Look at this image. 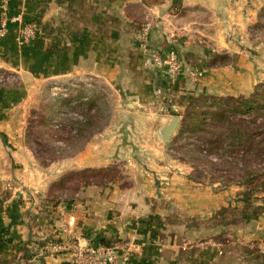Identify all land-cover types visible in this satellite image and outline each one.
<instances>
[{
  "label": "crops",
  "instance_id": "obj_1",
  "mask_svg": "<svg viewBox=\"0 0 264 264\" xmlns=\"http://www.w3.org/2000/svg\"><path fill=\"white\" fill-rule=\"evenodd\" d=\"M217 2L9 0L8 18L21 15L38 35L18 48L17 26L9 23L0 40V72L20 78L18 86L0 87V264H69L47 248L67 237L115 245L129 253L130 264H264V198L193 183L161 135L200 94L252 90L253 66L243 55L233 65L206 68L200 80L191 76L210 55L205 34L213 54L230 43L216 25ZM206 13L216 18L208 31ZM144 22L151 26L147 54L133 40ZM155 51L177 53L175 82L153 66ZM70 78L115 81L122 113L72 155L41 165L26 133L29 101L37 82L50 92ZM119 165L127 184L50 197L51 185L67 173Z\"/></svg>",
  "mask_w": 264,
  "mask_h": 264
},
{
  "label": "rangeland",
  "instance_id": "obj_2",
  "mask_svg": "<svg viewBox=\"0 0 264 264\" xmlns=\"http://www.w3.org/2000/svg\"><path fill=\"white\" fill-rule=\"evenodd\" d=\"M218 1L220 10L217 21L216 18L213 19L212 13H206L202 22L208 31L209 24L216 21V25L225 35V40L230 43L228 48L223 49L226 52L219 50V53L213 54L210 48L212 45H206L210 39L209 35L205 34L206 37L203 38L207 41L203 42L204 48L209 50L210 55L202 64L201 69L205 71L206 68L212 66L233 65L236 61V54L248 58L250 65L253 66L250 78L253 86L251 92L244 97L250 100L248 102H252L253 108L248 111L240 107V111L230 113V109L236 104L228 103V106L221 105L219 109L220 111L226 110L225 116L234 123L244 122V126L248 127L245 128L248 133L251 134L253 131L250 129H254L253 140L261 143V150L252 149L249 152L248 148L236 146L228 150L232 151L231 154L225 151L226 147L219 149L217 155H208L204 151H207L208 146L198 143L200 134L192 133L193 127L200 119L198 116L200 113L218 111L217 106L210 108L209 105L221 103L222 99L229 101L227 99L229 97L216 98L204 94L193 98L186 110L177 115L181 116L178 117L180 122L177 130L171 135L172 138L164 149H168L176 160L188 165L190 172L187 171L185 175L193 183H201L218 192L240 189L245 193L264 198V112L257 111V107L264 103V0ZM144 23L148 24V22ZM144 23L142 24L145 25ZM136 26L133 40L141 45L139 47L143 50L142 53L147 54L149 48L144 46L146 41L141 44L134 36L142 25L137 24ZM217 56L219 59L216 61ZM19 83L20 78L16 74L0 72V87L18 86ZM35 86L36 90L29 101L26 133L41 165H47L60 156L72 155L85 144L86 138L93 132H102L111 120L114 124L119 122L122 110L115 81L107 83L101 78L91 80L70 78L64 82L62 87L53 84L49 88L50 92L47 91L48 86L42 82H37ZM208 101L210 104L206 103ZM78 121H85V123L79 124ZM207 122H209L208 118ZM222 124L223 122H210L205 127L207 135L212 136L210 133L219 131L224 134L217 133V137L214 138L223 137L222 140H224L225 136L230 135L231 132H228V129L223 130ZM190 144L194 147L189 146ZM101 169L102 171L107 170L114 182L124 181L123 183L127 184L128 177L122 172L120 165ZM67 174L51 185L49 191L53 200L60 195H70L69 190L67 191L61 185L56 186Z\"/></svg>",
  "mask_w": 264,
  "mask_h": 264
},
{
  "label": "built area",
  "instance_id": "obj_3",
  "mask_svg": "<svg viewBox=\"0 0 264 264\" xmlns=\"http://www.w3.org/2000/svg\"><path fill=\"white\" fill-rule=\"evenodd\" d=\"M0 40L8 34V24H16L15 43L18 48L30 45L38 35L34 23H25L21 15L8 18L9 0H0ZM150 25L145 24L138 29L135 38L143 44L148 38ZM150 59L156 68L160 69L170 82H175L181 75V62L175 51L166 53L155 51L150 54ZM205 71L195 70L191 76L200 79ZM66 232V231H65ZM52 252L62 255L69 260V264H130L128 252L115 245L82 244L76 238L67 237L47 246Z\"/></svg>",
  "mask_w": 264,
  "mask_h": 264
},
{
  "label": "trees",
  "instance_id": "obj_4",
  "mask_svg": "<svg viewBox=\"0 0 264 264\" xmlns=\"http://www.w3.org/2000/svg\"><path fill=\"white\" fill-rule=\"evenodd\" d=\"M24 49V48H22ZM218 56L215 58V60L217 61ZM214 60V61H215ZM214 67V66H212ZM202 79V78H201ZM200 80V79H197ZM255 95V94H253ZM244 96L246 95H238L236 97H232V96H228L229 101L226 100H221V103H213L211 105H209L208 107L213 108L214 106L217 108L218 111L214 112V113H200L198 116H200L198 119V121L196 122V124L193 127L192 133L193 132H198L200 134V139H198V143H200V145L206 144V146H208L207 151L204 150L205 152L208 153V155H217L219 152V149L222 148H226L225 151L234 149L236 146L238 148H248L251 152L252 149H256V150H261V143H259V141L255 142L253 140L254 138V129H250V131H253L251 134L250 132L248 133L245 128H248L247 126H244V122H242L241 124H237L234 123L233 121H231L230 119H228L225 114H226V110H222L220 111V106H228V103H234L237 105H234L232 109H230L231 111H229L230 113L236 112V111H240V107H244L246 110H251L252 107V102H248L250 101L249 99L245 98ZM254 97V96H253ZM216 98H222V97H216ZM214 101H217V99H214ZM209 103L210 102H206ZM263 104V105H262ZM261 105H259L257 107V111H262L264 112V103H262ZM241 105V106H240ZM91 107L92 103H91ZM93 110V108H92ZM248 113V112H247ZM264 116V114H263ZM207 118L209 120V122H207ZM79 124L85 123V121H78ZM210 122H223V130L228 129V132H231L230 135L225 136V139L222 140V138H214L217 137V133H221L219 131H215L214 133H210L212 134V136L207 135L208 133H206V126L209 125ZM204 128V129H203ZM222 128V126H221ZM196 130V131H195ZM224 134V133H221ZM189 146H193L192 144H190ZM223 149V150H224ZM232 151H228L227 153L231 154ZM258 156V154H257ZM114 182L113 179H111L109 177V174L107 173V170L102 171V169H86L83 171H78V172H71L69 174L66 175V177H64L63 179H61V182L58 183V185L56 186H62L63 188L67 189V191L69 190L72 194H74L75 192L78 191V189L80 187L83 186H90V185H94V186H102V185H106L109 183ZM67 184V185H66ZM50 193V191H49Z\"/></svg>",
  "mask_w": 264,
  "mask_h": 264
},
{
  "label": "water",
  "instance_id": "obj_5",
  "mask_svg": "<svg viewBox=\"0 0 264 264\" xmlns=\"http://www.w3.org/2000/svg\"><path fill=\"white\" fill-rule=\"evenodd\" d=\"M179 122L180 119L178 117H174L171 122L162 129L161 135L164 143H167L170 136L176 132Z\"/></svg>",
  "mask_w": 264,
  "mask_h": 264
}]
</instances>
